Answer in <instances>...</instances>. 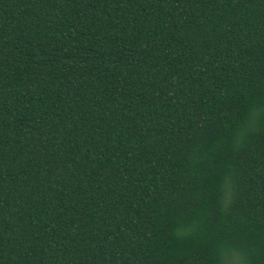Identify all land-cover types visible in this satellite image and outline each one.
I'll use <instances>...</instances> for the list:
<instances>
[{"label": "trees", "instance_id": "trees-1", "mask_svg": "<svg viewBox=\"0 0 264 264\" xmlns=\"http://www.w3.org/2000/svg\"><path fill=\"white\" fill-rule=\"evenodd\" d=\"M0 264H264V0H0Z\"/></svg>", "mask_w": 264, "mask_h": 264}]
</instances>
